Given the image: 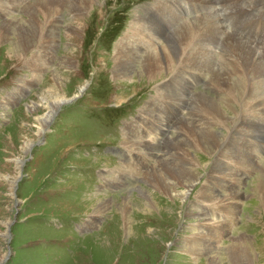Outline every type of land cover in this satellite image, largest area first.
<instances>
[{"label": "rangeland", "instance_id": "374dc122", "mask_svg": "<svg viewBox=\"0 0 264 264\" xmlns=\"http://www.w3.org/2000/svg\"><path fill=\"white\" fill-rule=\"evenodd\" d=\"M34 1L20 3L17 12L11 16L1 14L0 30L6 22L17 23L18 30V25L25 20V6ZM168 1L176 0H96L97 3L88 4L87 11L81 16L63 12L58 19L60 28L54 35L53 49H49L45 36L46 26L55 20L44 16L36 28V40L25 54L12 50L17 46L18 32L11 31L8 39L0 41V264H210V260L214 261L213 264H264V171H255L243 178L241 201L232 217L218 212L215 204L199 197L215 173V163L227 162V148L238 144L231 139L233 131L227 126L220 131L211 129L223 134V141H226L225 145L220 140V144L216 143V152L212 156L206 149L198 148L196 138L187 137L180 150L172 143L177 148L178 160L177 155H173L166 162L169 168L171 165L175 167L166 173L158 163L169 156L171 138L176 137L174 128L185 118L186 106L192 108L195 98L202 99L203 94L208 96L209 102L216 104L218 87L212 86L213 91H217L214 93L205 88V82L197 83L189 91L192 95L197 93L192 97L194 100L189 103L191 97L188 98L182 113L179 111L174 119L178 124L172 129L171 122L159 138V132L157 135L154 132L145 139L154 144L150 151L139 153L134 145L136 142L123 137L125 125L145 133L147 124H157L163 114H171L166 112L169 100L162 89L170 88L181 95L178 76L195 81L187 72L181 71L176 78L178 82L171 84L170 79L174 78L178 66L185 64L182 59L155 81L139 75L143 60L134 65L132 71L136 69V72L130 77H114L117 49L127 43L128 37L132 39L134 33L141 32L140 27L149 32L145 25L153 19L148 9L154 3ZM178 2L181 4V0ZM193 16L189 15L187 22L193 20ZM180 18L185 21V15ZM250 19L247 27L256 20ZM176 31L178 29L170 30L171 36ZM171 36L160 40L163 46L168 44ZM249 37L250 34L246 33L235 38L247 41ZM221 39L214 49L217 61ZM258 47L259 57L262 56L260 59L263 60L260 49L264 46ZM195 73L201 79L202 75ZM57 76L60 80L55 79ZM242 80L247 82V76ZM244 85L249 92L251 85ZM252 86L256 87L255 82ZM80 87L83 90L78 93ZM159 87H162L163 95L160 97L157 93ZM221 92V102L228 104L230 101L234 104L232 108L239 109L226 90L221 89ZM251 96V99L247 98V108L255 105L253 98L258 102L262 99L254 93ZM62 99L70 100L60 103L40 133L38 119L47 116L51 103ZM220 111L227 120L236 119L237 111L222 107ZM180 115H184L181 120ZM205 119L211 121V116L206 115ZM227 120L220 123L225 124ZM235 133L245 138L241 133ZM248 136L260 141L259 147L252 146L253 150L263 147L260 134L251 131ZM157 140L160 141L156 146L152 141ZM132 150L147 155L142 163L129 157ZM257 161L264 166V155ZM136 164L143 166L140 172L137 170L138 174L134 172V176L127 172L129 175H122ZM189 165L196 180L178 186V168L187 169ZM157 166H160L159 173L165 172L163 178L160 173L161 180L159 177L155 183L148 181L145 176ZM120 176L121 179L114 183ZM210 184L219 187L218 181L213 180ZM195 210L217 216L212 220L216 225H225L229 220L226 236L213 239L217 248L212 250L209 241L204 244L199 240L196 232H203L206 227L202 225L209 219L202 218L198 222L197 217L192 216ZM13 220L15 223L8 242L7 227ZM236 246L249 254V258L245 254L238 258V252H233Z\"/></svg>", "mask_w": 264, "mask_h": 264}, {"label": "bare ground", "instance_id": "6f19581e", "mask_svg": "<svg viewBox=\"0 0 264 264\" xmlns=\"http://www.w3.org/2000/svg\"><path fill=\"white\" fill-rule=\"evenodd\" d=\"M24 1L25 0H0V15H13V13H16L17 9H19L20 3ZM92 1L93 3L98 2V0L97 2H94L96 0H35L32 4L25 6L26 8L23 10L25 20L23 21V24L20 23L18 25V30L16 29L17 23L15 22H6V24L1 27L0 41L4 42L5 39H8L11 31L18 32L20 35L17 37V46L12 50L15 53L20 52V55L22 53L25 54L27 49L31 47L36 40L37 25L38 22H41V17L44 16L47 19L55 20V22L52 21V24H48V26H46L47 36H45L50 46L49 49H53V43L56 42L54 35L59 31L60 25L58 24V19L61 18V14L67 11L74 17L81 16L87 11L88 4ZM181 4L178 2V0L163 3L157 2L153 4L154 6L148 9V13L153 19V22L145 25L148 26L146 30L148 29L149 32H146H148L149 35L140 27L139 30L141 32L134 33V35H132V39L128 37L127 39L129 40H127V43L125 42L126 44L122 43V46L117 49L118 54L115 57L114 77H130V75L136 72V69L135 71H132L134 65H139V63L142 62L141 60H143L141 63L142 69L139 75H141V77H147L150 81H155L156 79L161 78L163 74L170 72L172 65L177 61H181L182 59V63L185 64L178 66V71L173 75L174 78L170 79L171 84L175 85L176 82H178L176 78L178 73L181 71L187 72L189 75H191V78L195 79V81L187 79L188 77L182 78L178 76L182 86V90L180 92L181 95H178V91H174L170 88L162 89L164 96H166V98L169 100V102L166 103V112H171V114L167 116L163 114V119H160L157 124H147V131L145 133H139L138 131H141V129H137L138 131H136L125 125V133L123 137L127 141L132 140L133 142H136L134 145L138 147L137 151H139V153L141 151H150L149 148L154 146V144L152 145L151 143H148L145 139L150 137L154 132L155 135H157L159 132V138L165 134L164 130L170 127L172 123V129L175 127L176 123L178 124V122L174 123V119L178 116L179 111V114L182 113L183 107L186 105L188 98L191 97L189 103H192V100H194L193 98L197 93H193L192 95V92L189 94V91L194 89L197 86V83L205 82L203 84L206 86L205 88L214 93L217 91H213L212 86L218 87L220 91H218L215 96L216 104L209 102L207 100L209 99L208 96H204L203 94L202 99L195 98V103L193 102L194 104L192 108L190 105L186 106L188 107L187 113L185 116L180 115V120L184 117L185 118L182 119L179 126L176 125L174 128L176 131H174L176 133V137H174L173 140L171 138V148L167 153L169 156L167 158L163 157L158 163L163 166V170L166 173H168V170L171 169L172 166L175 167V165H171L169 168L167 166L168 163L166 162L168 158L172 157L173 155H177L176 160H178V154L175 152L177 148L173 147L172 143L174 142V146L179 147L178 150H180L185 146L184 143L186 142L185 140L187 137L196 138L198 148L203 150L206 149L205 151H207V153L212 156L216 152V143H219V140L222 142L225 136L220 134V132H216L211 129H218V131H220L222 128H229V131L234 132V135H231V139L237 141L238 144H231L227 148V152H225L227 154L224 153L227 156V162L224 164L215 163V173L213 172L214 175L210 176L207 185L202 188L199 197L202 199V201L215 204L219 209L218 212H223L224 214H228L232 217L236 214V211L239 208V202L241 201L242 192H240V190L244 184L243 178L255 173V171H258L259 173L260 171H264V166H261L257 161L259 156L264 155V59H260L262 56L259 57L260 53L258 52V46H260V48L264 46V0H186V2L181 0ZM220 12L221 16L219 17ZM182 15H185V21L183 18H180ZM189 15H194V19L192 18L193 20L187 22ZM250 18H256V20L250 22L249 27H247V21ZM139 25H141V23ZM44 27L45 26L42 28ZM176 29H178V31H176V33L171 36L170 30ZM246 33L250 34L249 40L247 41L235 38L239 37L240 34L245 35ZM41 35L42 34H40L39 38H41ZM43 35H45V33ZM167 35L168 37H171L169 38L168 44L163 46V43H161L160 40ZM221 37L222 39L220 40L219 49H217V51L219 50V58L217 61V56H215L216 54L214 55V49L216 48V45ZM257 41H260L258 46L256 44ZM37 44L39 45V42ZM228 45L230 47H228ZM212 48L213 51H211ZM260 51L264 55V48L260 49ZM231 58L232 60H228ZM195 72H199L202 75L201 79L195 76L198 74ZM213 76L216 77V79L214 78L215 80L213 79ZM245 76H247V82L242 80V78ZM55 79L60 80L59 76L55 77ZM212 79L214 80L213 84ZM254 82L256 87L252 86ZM209 83L210 87H207L209 86ZM244 84L251 85L249 92L247 91V88ZM160 88L162 87L157 89L159 97L163 96ZM221 89L226 90L228 95L230 94L231 97L234 98L235 104L239 106V109L232 108L234 104H231L230 101L228 104H226V102L223 103L219 100L221 99L219 97L225 93V91L222 93ZM259 89H261L260 92H258ZM82 90V87H80L77 89V92L79 93ZM77 92L76 95H78ZM253 93L262 99L260 100L257 97V99L260 100L258 102L253 98L255 105L247 108L249 105L247 101L252 98L251 95ZM65 100L68 101L70 99L57 100L51 103V107L47 116H45L43 119H38L39 122H41V126L39 128L41 130L40 133H42V130L47 125L48 120L58 108L60 103L66 102ZM159 100L161 101L162 99ZM48 105L49 104L47 103V106ZM221 107L226 108L228 111H237L236 119L233 121L227 120L225 118L226 116L224 117L222 114L224 112L221 113L220 111ZM169 108L171 110H168ZM143 110L144 107L142 111ZM246 111L247 113H245ZM206 115L211 116L212 123H210V120L205 119ZM222 120H227V122H225V124L222 122L220 123ZM225 126L227 127L225 128ZM203 128H206L207 130L203 132ZM251 131L260 134L263 147L259 150H257V148L256 150L252 149V146L259 147L260 141L256 139V137L248 136V133ZM183 132H186V135H183ZM235 132L241 133V136H245V138L238 137L239 135ZM248 140H253V142L256 143H251ZM159 141L160 140L152 142H156L155 144L157 146ZM224 142L226 141H223V145L226 144ZM156 149L157 147L153 149L154 152ZM131 153H133V157ZM139 153L135 150H132L130 151L129 157L134 158L137 163L138 161L142 163L141 160H144L145 156L147 155H140ZM224 154L223 156H225ZM125 161L128 163V158L126 156ZM139 165L141 164H136L135 168L130 166L131 168H129L128 171L125 170L122 175H129L127 172H131V175L135 176V173L138 174L137 172H140V170L143 169V166L141 168ZM160 166L150 170L145 178L147 177L148 181L150 180L151 182L157 180L160 177V173L162 174V172L159 173L158 168ZM190 166L191 165H189L187 169L178 168V186H186V183L190 184V182L196 180L193 179L196 177V174L191 171L192 167ZM165 172L163 174H165ZM120 179L121 176L112 181L117 183V181ZM213 180L218 181V188H215L210 184ZM159 183L160 182H158V184ZM162 183L163 182L161 181L160 185H162ZM262 190L264 191V187ZM178 194L180 193L178 192ZM221 195L226 196L225 198L220 199L218 196ZM231 200L232 202L230 203ZM104 208L105 207H103L101 210H104ZM198 211L192 215L193 217H197L198 222L199 220L201 221L202 218H207L209 220L205 219L208 223H204L205 225L201 224L202 226H205L206 229H202L203 232H196L198 233L197 236H200L199 240L204 242V244L205 242L209 241V244L212 247L211 249L213 250V248L216 247L214 245L215 241H213V239L220 240L226 236V229L228 226H230L228 225L230 224L229 220L225 225H222L223 223L216 225L213 224L212 220L217 219V216L208 215L205 212ZM98 212L100 211L98 210ZM187 213L189 216V212ZM204 215L207 216L205 217ZM125 216L127 217V215ZM232 223L233 221L231 220V224ZM204 238H206V240H204ZM196 243L198 246H200L198 241H196ZM237 244L238 246H241V244ZM238 246L233 249L235 254L238 252V258L244 257L242 254L247 255V258H249V254L241 249V251L237 249ZM204 250L209 252L208 249ZM203 252L204 251H202V253ZM213 262V260H210V264H213Z\"/></svg>", "mask_w": 264, "mask_h": 264}, {"label": "water", "instance_id": "95a60500", "mask_svg": "<svg viewBox=\"0 0 264 264\" xmlns=\"http://www.w3.org/2000/svg\"><path fill=\"white\" fill-rule=\"evenodd\" d=\"M15 223V220L11 221L9 224H8V227H7V232H8V239L7 241L10 242L11 240V235H10V232H11V227L14 225ZM9 257L11 256L10 254L8 255ZM8 260V259H7ZM6 262V261H5Z\"/></svg>", "mask_w": 264, "mask_h": 264}]
</instances>
